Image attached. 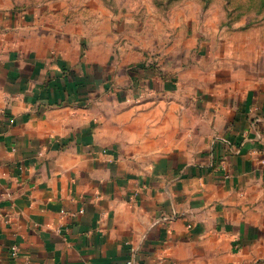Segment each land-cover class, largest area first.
<instances>
[{
    "label": "crops",
    "instance_id": "obj_1",
    "mask_svg": "<svg viewBox=\"0 0 264 264\" xmlns=\"http://www.w3.org/2000/svg\"><path fill=\"white\" fill-rule=\"evenodd\" d=\"M6 8L0 264H264L253 42L126 35L93 1Z\"/></svg>",
    "mask_w": 264,
    "mask_h": 264
},
{
    "label": "rangeland",
    "instance_id": "obj_2",
    "mask_svg": "<svg viewBox=\"0 0 264 264\" xmlns=\"http://www.w3.org/2000/svg\"><path fill=\"white\" fill-rule=\"evenodd\" d=\"M89 1L119 20L117 25L126 35L148 38L154 30L163 32L173 26L174 35L176 31H181V27L184 30L187 28L190 45L195 44L198 38L207 40L208 44H228L230 41L244 43L245 39L241 37H246L247 42H253L252 52L264 62V0H0V8L30 11L67 9L71 11L69 14H73L83 11ZM133 32L135 34H131ZM197 33L199 36H196ZM204 52L207 55L203 58L209 59V65L215 53L223 54L225 51L210 48L208 51L204 49ZM190 54L195 56L194 46ZM148 55L153 57L151 66L160 67L154 60L156 54ZM137 67L130 65L125 70ZM255 216L264 220V207L255 210Z\"/></svg>",
    "mask_w": 264,
    "mask_h": 264
},
{
    "label": "built area",
    "instance_id": "obj_3",
    "mask_svg": "<svg viewBox=\"0 0 264 264\" xmlns=\"http://www.w3.org/2000/svg\"><path fill=\"white\" fill-rule=\"evenodd\" d=\"M13 249L15 250V247H13Z\"/></svg>",
    "mask_w": 264,
    "mask_h": 264
}]
</instances>
